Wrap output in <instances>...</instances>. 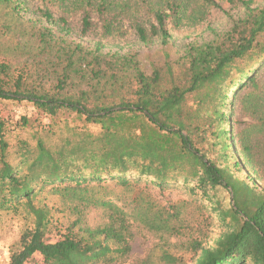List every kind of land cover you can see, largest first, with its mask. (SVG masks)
I'll return each instance as SVG.
<instances>
[{"label": "trees", "instance_id": "trees-1", "mask_svg": "<svg viewBox=\"0 0 264 264\" xmlns=\"http://www.w3.org/2000/svg\"><path fill=\"white\" fill-rule=\"evenodd\" d=\"M41 1L45 8L31 13L25 0H0V98L31 102L52 118L76 113L102 134L56 145L43 137L11 143L0 120V210L22 209L32 221L8 264H26L36 253L44 264H112L131 252L132 219L181 235L193 203L162 205L152 189L188 179L225 223L211 245L197 241L193 264H264V190L234 175L230 147L242 159L233 165L243 162L257 179L264 171L249 136L233 141L228 135L226 111L230 93L248 88L239 97L241 110L264 129V83L256 77L264 64V2L253 7V0H225L244 8L226 31L190 43L176 61L147 73L134 52L70 40L61 32L65 16L54 19L47 4L80 13L82 35L94 27L103 36H125L130 29L143 43L161 38L166 44L172 38L168 24L179 29L206 22L224 0ZM8 36L13 46L4 40ZM31 122L23 116L16 124ZM218 188L230 193L227 207L213 200L210 189ZM48 196L55 198L53 206ZM91 209H102L106 221L86 224L83 216ZM58 210H69L66 222L55 217ZM162 258L180 262L168 250Z\"/></svg>", "mask_w": 264, "mask_h": 264}, {"label": "rangeland", "instance_id": "rangeland-1", "mask_svg": "<svg viewBox=\"0 0 264 264\" xmlns=\"http://www.w3.org/2000/svg\"><path fill=\"white\" fill-rule=\"evenodd\" d=\"M31 13L38 9H44L45 4L41 0H25ZM264 0H253L252 6H261ZM54 15V19L65 16L67 27L62 30L70 40L81 42L89 47H102L103 51L115 52H134L141 60L143 69L150 73L153 66L164 61H176L185 48L190 43H203L216 38L226 31L232 22L233 17L243 14L244 8L239 5L221 1L220 8H215L206 22L195 26H185L175 28L168 24L171 40L163 43L161 38H156L153 42L146 44L141 42L135 33L127 29L125 36L110 35L103 36L100 27H94L86 35L81 34L82 18L80 13L70 12L69 8L59 4H47ZM30 13V14H31ZM33 15V14H31ZM42 23V22H41ZM55 28L61 29L59 23L54 24ZM126 27V24L124 25ZM14 38L8 36L7 45H11ZM3 40V39H2ZM3 40V41H4ZM4 41V42H5ZM261 70L256 72L259 84L264 83V64ZM249 89L241 90L236 88L230 93L229 104L226 111L230 115L231 122L227 125L230 129L229 136H233L236 141L245 135L249 136V142L254 148V160L264 171V129L261 130L258 120L251 116L248 111L241 110L239 97ZM30 117L31 126L25 128L17 127V122L21 117ZM0 120L5 121L7 129V139L15 143L17 138L28 139L32 144L37 141L38 137H43L47 145L64 144L67 141L77 142L86 137H97L102 134L99 125L86 123L76 113L67 112L58 117L52 118L41 113L31 102L16 101L11 99L0 98ZM51 127L52 134L43 131V127ZM256 128V132H251ZM240 133V134H238ZM230 157L232 159L231 171L240 180L246 182H255L260 190H264V176L262 179L257 177L249 170L243 162L239 167L233 165L235 158L242 160L237 151L230 147ZM103 178H108L103 174ZM111 180V179H110ZM146 183V178H142V183ZM196 182L188 179L184 182H171L169 186L152 189L154 197L162 205L168 206L170 203L182 202L189 200L193 204L184 213L183 234L170 235L164 231H157L150 228L139 219L131 220V252L126 257L117 260L112 264H171L162 258L164 250L178 258V264L194 263V246L197 241L203 245H211L213 241L225 231V223L218 215V208L212 201L206 199L198 189L193 190ZM213 200H220L221 207H227L230 202V193L226 189H210ZM50 206L55 203V198L48 196L45 199ZM203 208L198 210L197 206ZM61 209L62 203L56 204ZM215 209V210H214ZM71 215L69 210L66 212L55 211V217L67 221ZM74 217V216H73ZM86 224L96 226L106 221V214L102 209H91L83 216ZM32 225L31 216L27 215L22 209L14 212L0 210V264H8L13 249L19 246V240L23 231ZM26 264H44V260L39 253Z\"/></svg>", "mask_w": 264, "mask_h": 264}]
</instances>
